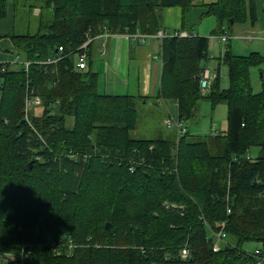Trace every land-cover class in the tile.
<instances>
[{
  "label": "trees",
  "instance_id": "16d2710c",
  "mask_svg": "<svg viewBox=\"0 0 264 264\" xmlns=\"http://www.w3.org/2000/svg\"><path fill=\"white\" fill-rule=\"evenodd\" d=\"M43 1L38 31L11 35L19 55L31 61L28 69L0 63V253L7 264H257L243 245L256 241L264 251V90H253L250 75L264 55L226 51L229 86L216 88L218 76L202 95L209 37H166L160 97L177 103L181 120L194 116L203 97L213 105L224 101L228 129L134 138V97L99 94L97 72L75 68L77 48L86 33L95 37L105 27L110 34L125 26L156 34L165 29L166 7L182 9L176 31L187 30L193 0ZM8 3L0 0V19ZM255 4L217 0L202 14L214 16L216 32H224L256 21ZM60 46V61L39 63ZM32 89L42 112L29 110L26 119ZM204 219L213 229L226 223L228 239L219 251ZM66 237L73 248L56 254L53 242L67 243Z\"/></svg>",
  "mask_w": 264,
  "mask_h": 264
},
{
  "label": "crops",
  "instance_id": "0c3cea01",
  "mask_svg": "<svg viewBox=\"0 0 264 264\" xmlns=\"http://www.w3.org/2000/svg\"><path fill=\"white\" fill-rule=\"evenodd\" d=\"M216 1L193 0L194 6L189 13L188 23L190 27L185 31L207 36L206 33L201 32L204 31L201 27L205 22H210L213 30L216 29L217 22L213 21L211 16L202 14L205 10V5ZM255 2L256 21L251 19V21L246 23H239L238 32L236 33L240 39L243 34H246L245 31L252 30L251 35L254 37L246 39L248 42L243 45L244 48L240 52L243 54L236 55H248L251 52L263 54L261 51L264 47V43H262L264 42V0H255ZM16 13H18L17 6L14 5L13 0H9L7 13L5 17L0 19V63L11 65L13 68L16 63H19L21 57L19 53L13 54V51L10 50L15 47L11 38V26L9 28H6V26L11 24ZM36 14H38V11H36ZM163 19L164 28L170 33L175 32L182 25V9L178 6L164 8ZM169 26H173L174 30H170ZM228 50L231 51V49ZM226 51L218 58L219 64L223 62L222 59ZM5 57H8V59H5ZM213 58L215 56L209 55L203 61V64L207 66L208 61ZM223 64L225 63L223 62ZM89 68H92L98 74L97 90L99 94L130 95L134 97L136 103L137 101L142 103L143 100L145 101L144 103L150 101L151 106L149 108L158 106L162 110L164 115L163 122L170 114L176 116L173 113V106L178 110L177 104L174 101H166L160 97L163 58L162 43L156 35L149 34L145 37H133L126 33H104L98 35L93 38L88 48L87 69ZM218 86L223 89L227 88V86H222L220 81H218L216 88ZM150 112L152 114L155 113L153 110H150ZM158 116L160 119L161 115L159 114Z\"/></svg>",
  "mask_w": 264,
  "mask_h": 264
},
{
  "label": "rangeland",
  "instance_id": "374dc122",
  "mask_svg": "<svg viewBox=\"0 0 264 264\" xmlns=\"http://www.w3.org/2000/svg\"><path fill=\"white\" fill-rule=\"evenodd\" d=\"M17 8L18 13H16V16L14 19H12L11 24L7 25L6 28H9L11 26V34H25L27 32L29 33H36L39 29L40 24V17L39 12L41 6L43 7L44 1L43 0H17ZM14 3V0H13ZM36 11H38V14H36ZM45 14L50 15L51 9H46L44 11ZM46 15V17H47ZM48 18V17H47ZM46 18V19H47ZM211 19L213 21H216L214 16H211ZM172 24V23H171ZM239 23H235L231 28L227 27L225 32H216V29L213 30L211 27L210 22H205L201 28L204 29V31H201L202 33H206L207 36H209V55L215 56L212 60L208 61L207 67H209L213 72H216L219 74L220 83L222 86H229V78L227 74V66L225 64L220 63L218 58L223 55V53L231 49V51L235 54H243L240 53L242 48H244L243 45H245L248 41H246L245 38L237 37L236 33L238 32L237 27ZM173 26H169L170 30H174ZM251 32L252 30L245 31L246 34H243L245 36H252ZM216 33V34H214ZM259 35H262L261 33H258ZM217 36H223V35H229L228 41H221L218 39ZM243 39V40H241ZM258 41V40H256ZM261 42V41H258ZM264 43V42H262ZM15 48H11L10 50L13 51V54H18L19 51L14 45ZM264 54V47L262 49ZM21 60L19 63H16L14 65V68H22L25 66L23 56L20 55ZM5 59H8V57H5ZM251 82L253 85V90L255 92H259L264 90V62L261 63L258 66H255L251 69ZM216 81V80H215ZM214 81V82H215ZM225 84V85H224ZM220 90H223L220 86H218ZM201 89V86H200ZM210 92V91H209ZM207 93H203L201 89L202 95H207ZM143 100L142 103L137 101L136 108L138 110V118L136 127L130 131V134L134 138H173L174 136H177V131L174 128H167L163 122L164 115L162 113V110L158 106H153L152 108H149L151 106V102ZM173 102V101H172ZM39 107V106H38ZM36 106L31 107V112L34 113H41L42 108H38ZM197 110L195 111V114L193 117L187 119V120H181L185 127L189 128L190 132H192L195 135L199 136H207L212 135V132H216L217 135H223L227 129H228V106L226 102L222 101L219 103H216L213 105L211 103V100L208 98H201L199 102L197 103ZM150 110L155 111V113H151ZM173 113L177 115L178 110L176 107L173 106ZM161 115V118L159 119L158 115ZM26 115V112H25ZM29 113L27 115V118L29 119ZM171 115V114H170ZM67 124L69 126L73 125V118L69 117L67 119ZM256 153L255 150L251 151L250 155H254ZM169 206V204H167ZM204 223L211 227L208 221L204 219ZM21 228V227H19ZM212 228V227H211ZM221 228V224H220ZM219 228V229H220ZM71 238V237H70ZM51 239V238H50ZM53 240V239H52ZM257 245L256 241H248L243 245V249L246 251H253ZM24 248H26V245L22 246V251L24 252ZM4 254V253H0ZM24 256V255H23ZM0 264H7V258L4 257L1 259L0 257Z\"/></svg>",
  "mask_w": 264,
  "mask_h": 264
},
{
  "label": "built area",
  "instance_id": "2783aa9c",
  "mask_svg": "<svg viewBox=\"0 0 264 264\" xmlns=\"http://www.w3.org/2000/svg\"><path fill=\"white\" fill-rule=\"evenodd\" d=\"M104 33H108L106 31V27H105V31L102 34H104ZM123 33H126L130 36H133V37H139V36L145 37V36L149 35V34H144V33H140V32L131 33L129 30V26H125ZM102 34H99V35H102ZM154 35H156V37H158L161 40V43H163V40L166 37H170L172 35L180 36V37H186V36H189L190 33L185 31V30L179 31V32L175 31L173 33H169L165 29H160ZM86 37H87V39L81 45L78 46L77 51L75 53V59H76L75 68L77 70H80V71L86 70L88 67V48H89V44L92 42V40L94 38V36H91L89 33H86ZM216 37H218L221 41H227V40H229L230 36L229 35H223V36H216ZM253 37H254L253 35L252 36H245V35L241 36V38H245V39H251ZM56 53H57L56 56L49 57L47 60L40 61L39 63L42 62L45 64H51V63H57L58 61H60L64 57L63 46H60ZM24 64H25V67L28 69L29 65L31 64V61H24ZM217 77H218V74L216 72H213L207 66L204 67V69L202 71L201 81H200V86H201L203 93H207L211 90V87H212L214 81L217 79ZM31 91H32V93L27 95V97H26V104H25V112H26L25 118L26 119H28L27 115H28L29 110L31 109L32 106L38 107L42 104L41 97L37 94H33L34 93L33 89ZM177 107H178V105H177ZM165 125L167 128L176 129L178 138L187 131L186 130L187 127H185L184 123L178 119V115H176V116L170 115L165 120ZM211 134L214 136L217 135L215 131L212 132ZM250 157H251V155L248 154V158H250ZM131 170H133V169L131 168ZM228 212H231L230 208H228ZM225 224H226L225 222H222L220 229H213L210 227L211 235L214 238V241H213V250L214 251H219L221 249L222 245L227 243L228 234H227V231L225 230ZM47 238L50 239L49 236ZM66 238H68V240H69L68 242L66 241L67 243H65L61 239L58 242H53L54 252L56 254H61V253H63L64 250L69 251L70 249L73 248L74 243L72 242V238H70V237H66ZM247 252L252 253L254 255V257H256L257 264H264V251H262V249L260 247L255 248L253 251H247ZM181 254L183 256L188 255L189 254V248L184 247L181 251ZM0 257H1V259H3L6 256H5V254H0ZM21 259H23V255L21 256Z\"/></svg>",
  "mask_w": 264,
  "mask_h": 264
},
{
  "label": "water",
  "instance_id": "95a60500",
  "mask_svg": "<svg viewBox=\"0 0 264 264\" xmlns=\"http://www.w3.org/2000/svg\"><path fill=\"white\" fill-rule=\"evenodd\" d=\"M57 51H58V49H56V52H57ZM33 163H34V162L31 161V162H30V166H32ZM106 226L108 227V226H109V223H107ZM42 230H43V229H40V231H42ZM19 235H22V231H21V230H20Z\"/></svg>",
  "mask_w": 264,
  "mask_h": 264
}]
</instances>
